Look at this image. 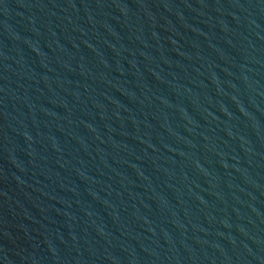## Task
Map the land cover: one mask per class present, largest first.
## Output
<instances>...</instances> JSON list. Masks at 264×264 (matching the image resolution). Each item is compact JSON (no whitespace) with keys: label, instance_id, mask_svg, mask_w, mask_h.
I'll list each match as a JSON object with an SVG mask.
<instances>
[{"label":"water","instance_id":"water-1","mask_svg":"<svg viewBox=\"0 0 264 264\" xmlns=\"http://www.w3.org/2000/svg\"><path fill=\"white\" fill-rule=\"evenodd\" d=\"M0 264H264V0H0Z\"/></svg>","mask_w":264,"mask_h":264}]
</instances>
